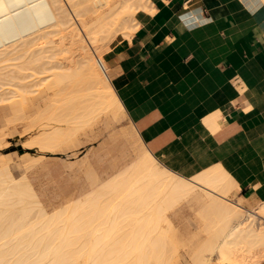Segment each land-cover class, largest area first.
<instances>
[{"label": "bare ground", "instance_id": "bare-ground-1", "mask_svg": "<svg viewBox=\"0 0 264 264\" xmlns=\"http://www.w3.org/2000/svg\"><path fill=\"white\" fill-rule=\"evenodd\" d=\"M150 4L151 0H0V66L7 61L12 64L9 60L22 58L26 52V58V54L31 56L26 66L30 61L41 63L45 59L41 65L50 66L45 70H54L51 78L46 76V86L55 90L52 100L118 99L110 83L105 54L116 37H131L139 26L138 13L149 10ZM99 58L106 69L101 68ZM2 70L0 90L6 85L5 91L9 90L12 99L18 95V87L22 95L26 84L22 83L23 71L19 70L20 75L11 69L9 77ZM29 82L32 91L35 83ZM9 93H2L0 101L8 100V96L10 99ZM14 98L8 100L12 109L15 105L20 108L23 95L21 102L17 96L19 103L15 104ZM103 108H86L89 111L81 114L80 124ZM58 109L49 108V120L36 123L43 121L42 126L47 127ZM12 111L17 115V108ZM71 130L57 127L54 139L44 132L36 139L41 148L48 149L58 142L60 133L66 135ZM4 156L6 153L0 151V164ZM6 165H0V264H179L174 263L178 248L175 242L171 244L175 240L169 239L171 219L167 211L200 186L198 181L206 185L208 196L199 209L210 233L209 247L205 248L209 253L190 249L195 251L188 255L191 264H248V257L251 263L252 257L264 261V225L255 219L264 220V202L256 211L246 208L243 200L230 198L238 185L220 164L194 174L192 182L168 171L147 153L145 178L132 180L127 194L119 181H114L50 212L27 176L15 177ZM164 222L169 228H162Z\"/></svg>", "mask_w": 264, "mask_h": 264}, {"label": "crops", "instance_id": "crops-1", "mask_svg": "<svg viewBox=\"0 0 264 264\" xmlns=\"http://www.w3.org/2000/svg\"><path fill=\"white\" fill-rule=\"evenodd\" d=\"M149 7L138 13L131 37L117 39L105 54L118 99H51L42 119L49 120V108L60 109L43 132L54 139L57 127L72 130L60 133L48 149L64 151L77 127L101 112L118 121L128 115L124 135L130 130L135 136L133 161L105 179L90 165L87 192L119 181L127 194L132 180L145 178L150 153L192 182L194 174L220 164L238 185L235 200L259 206L264 202V0H151ZM95 106L104 108L80 124L81 114ZM198 184L183 198L200 208L208 196L206 185Z\"/></svg>", "mask_w": 264, "mask_h": 264}, {"label": "rangeland", "instance_id": "rangeland-1", "mask_svg": "<svg viewBox=\"0 0 264 264\" xmlns=\"http://www.w3.org/2000/svg\"><path fill=\"white\" fill-rule=\"evenodd\" d=\"M47 27L49 26H46V28ZM58 37V35L54 36L55 39ZM120 38L122 37H116L111 43ZM25 53L23 54L22 58H19L21 59L20 62L19 59H13L12 61L9 60L12 62V64H9L7 61V65L4 63V66H0V71L3 69L4 71L2 70V72L5 74L6 70L8 74L6 73L5 75L9 77L12 73L9 71L11 69L12 71L15 69L20 73V75L21 71H23L24 74L22 73L21 75L23 76L22 83H26L23 84L24 88H22V102L20 100L22 97V95H20L21 88L15 87V91H19V93L16 95V97L14 96L15 98L12 96L15 99V104L19 103V101L21 102V104L19 103V105H21L20 108L19 106L16 107L18 112H16V108H14L16 105L13 106L12 109L11 105L13 104L12 102L10 103V101H8H13V98L11 99V93H9V90L5 91L6 85L4 86V90H0V95L2 93L3 96L5 94L7 96V93L10 95V99L8 96V100L0 101V132L2 134L4 133V136L0 134L1 137L3 136L2 139L0 138L2 143V147L0 146V151L3 153H8L7 156L2 157L4 160H2L0 165L2 166L4 164L5 166L7 163L10 171L17 178L21 175L27 176V178L32 181L33 186L39 193V196L46 209L50 212L56 207L69 204L74 198L80 196L83 192H87L92 188L90 178L88 177L90 165L93 166L94 172L99 175L101 179H105L109 175L124 167L126 164H129L131 161H133L135 156L134 150L136 148L135 136L131 134L130 130L124 135V129L128 128L130 123L128 115H126L125 119L118 121L115 119L113 114L109 116V112H101L94 119L77 127L74 139H71L67 144L64 145L67 146L64 151L54 152L50 149L41 148L37 142L38 138L36 139V136H39V133L41 135L45 129L42 126L43 121L39 123L36 122L43 118L40 113L55 94L54 89H49V85L46 86L47 82L49 83V78L46 79V76L51 78L53 76L54 70H45L46 66L50 67L48 63L45 64V67H43L44 64L41 65L44 63L43 61H45V59H42L41 63L39 61L37 63L30 61V65H33V67H31L29 63H27L26 66V61L28 60L29 62V60H31V56L29 57L28 54H26V58ZM29 55H31V53H29ZM46 61L48 62L47 59ZM13 63L17 64L12 66ZM20 64H23L20 67L21 69L19 68ZM8 65H11V69H9ZM16 66L17 68H15ZM39 67H41V69H39ZM16 71H14V74H16ZM36 72L41 74L37 75ZM7 76L5 78H7ZM44 77L46 82L43 79ZM37 79L39 81L42 79V81L44 80L45 83L41 82L40 84L37 82ZM29 80H31L32 83L34 82L35 85L37 84L36 86L33 85L35 88L32 87V91L29 88ZM32 83L30 84L31 86ZM8 87L11 89L12 85L9 84ZM19 95L21 96L20 98ZM17 96L19 101H17ZM14 109L16 112L15 114L17 115H12L14 112L12 110ZM19 109L21 112H19ZM18 115H20V117ZM11 116H16L15 120L13 117L7 120V118ZM21 116L24 119H22ZM9 120L10 122H8ZM58 126H65V123H62ZM51 128L52 127H49L47 130H50ZM88 159L91 161H88ZM197 192L203 193V190L197 189ZM233 195L235 194L232 193L230 198H238ZM191 200L192 199L190 197H185L178 202L177 206L171 212L168 211V213L170 212L171 219L170 228L165 224V222L162 225L163 229L166 226L167 227L165 229H171L169 236L172 238L169 237V239H174L175 241H172L171 244L173 245V242H175L174 246H177L178 248V255L175 258L174 263H193L192 258H190L188 255L189 253L195 252L199 248L205 250L202 252L207 254L209 253V251L206 249L209 247L210 233L205 227V218L201 215L199 208ZM245 206L254 207L258 206V203L252 206ZM259 208H261V204L258 206V208L256 207L255 210L257 211ZM258 213L261 212L258 211ZM244 215H246V212ZM207 218L209 217L207 216ZM255 219H257L256 221L260 223V225H264V220L259 219L258 217ZM207 220H210V218ZM201 246H203V248H201ZM190 249L195 251L191 250L190 252ZM250 258L251 257H248V260L246 261L249 262L248 264L252 262L249 260ZM252 258L255 264H264V261L260 263L259 261H256L258 258ZM213 259H216V257L213 256Z\"/></svg>", "mask_w": 264, "mask_h": 264}, {"label": "built area", "instance_id": "built-area-1", "mask_svg": "<svg viewBox=\"0 0 264 264\" xmlns=\"http://www.w3.org/2000/svg\"><path fill=\"white\" fill-rule=\"evenodd\" d=\"M98 62H99V64H100V66H101L102 69H106L105 62L102 59L99 58L98 59Z\"/></svg>", "mask_w": 264, "mask_h": 264}]
</instances>
